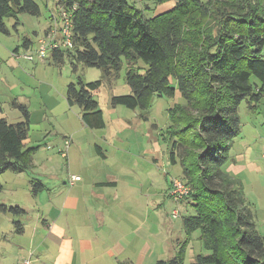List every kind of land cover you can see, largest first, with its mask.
<instances>
[{
    "label": "trees",
    "instance_id": "1",
    "mask_svg": "<svg viewBox=\"0 0 264 264\" xmlns=\"http://www.w3.org/2000/svg\"><path fill=\"white\" fill-rule=\"evenodd\" d=\"M170 1L173 7L157 12ZM152 5L146 4L153 11L149 18L135 0H58V10L72 15L75 46L54 52V60L63 62L68 55L103 71L101 80L71 83L67 102L81 108L89 128H105L95 95L103 80L117 78L124 62L130 93L114 95V107L148 111L155 98H173L178 91L185 103L169 109L161 137L170 144L171 164L180 159L183 180L191 187L185 200L195 215L184 218L186 243L200 231L208 252L192 264H264V236L241 181L222 170L241 135L240 106L246 102L252 111L264 106V0H152ZM19 14L37 17L41 9L35 0H0V32L8 33L6 20ZM139 62L146 65L143 72ZM13 107L22 112V121L9 122L0 103V174L28 170L36 151L26 146L29 108L16 100ZM0 211L9 209L0 206ZM18 229L21 234V225ZM185 252L182 247L156 264H185Z\"/></svg>",
    "mask_w": 264,
    "mask_h": 264
},
{
    "label": "rangeland",
    "instance_id": "2",
    "mask_svg": "<svg viewBox=\"0 0 264 264\" xmlns=\"http://www.w3.org/2000/svg\"><path fill=\"white\" fill-rule=\"evenodd\" d=\"M35 1L40 6V16L19 14L17 17L9 18L6 20L8 33L0 32V103L7 120L11 123L18 122L19 117L23 118L22 113L13 108L12 102L18 99L28 106L31 126L26 146L36 149L32 165L28 170L19 173L5 171L0 174V183L3 185L0 206H6L9 209L8 213L0 211V216H5L6 219L14 218L15 223L11 224L13 225L11 228L15 233L18 232L22 218L34 220L39 217L43 209L39 200L54 195L56 193L55 184H59L62 178L63 183L65 181L64 190H68L70 186L67 185L66 179L70 174H74V171L87 168L90 171L93 168L109 166L98 156L95 147L103 145L107 152L119 155L122 166L128 171L145 170L149 161L153 163L160 173V175H154V180L158 179V185L150 186L143 180L142 186H138L137 190H129L134 192L130 198L142 205L141 211L145 212L144 219L149 221L148 224L151 227L156 226L158 224L156 220L159 219L161 232H170L177 228L179 233L183 232L181 240L185 242L188 235L186 230L184 231V218L195 215V213L188 200L176 202L170 196L169 191L173 178L184 179L180 159L178 164H171L170 144L161 136L154 135L160 145L159 151H156V146L149 141L152 138L154 125L159 126L160 132L165 129L169 125V109L177 104H184L185 100L177 91L173 98H155L148 111L131 110L124 106H117L116 109L112 105V97L130 93V88L126 83L127 64L124 62L117 78L103 80L101 90L95 95L100 109L107 115V118L113 113L112 116L122 115L126 119L127 128L124 131L117 130L118 134L110 146L101 136L104 130H93L84 124L81 108L77 105L70 106L66 99V92L71 83L78 84L80 79L86 83L101 80L103 79L102 70L72 61L68 55L65 56L63 62H57L51 52L48 53L45 61L38 59L29 61L23 57H15L13 51L18 47L21 56L26 55L28 51L34 52L38 49V41L47 36L45 28L51 24L52 16L55 15L54 21L59 18L58 0ZM135 2L138 6L146 7V4H149L153 8L152 0H142V2L135 0ZM146 8V16L152 17L153 11ZM26 40L34 44V49H25L23 44ZM139 66L143 67L141 69L143 72L146 65L139 62ZM3 78L19 86L11 90L3 82ZM142 114L149 118V123L139 120ZM239 115L241 135L233 141L229 159L223 165L222 170L241 181L245 199L253 208L258 231L264 236V159L262 158L264 156V106L257 111H252L244 102L240 106ZM75 130L78 133L76 138L73 133ZM66 140L71 141L69 148H67ZM146 146L150 149L153 146V156L149 155ZM64 153L66 156L63 155ZM158 159L159 164L155 165ZM41 187L46 190L43 192ZM17 208L27 210V212L12 211ZM174 210H179L181 217L172 218L171 214ZM137 218L140 220L141 216L138 215ZM17 223L20 225L18 226ZM6 230L7 232L0 237L2 246L10 232L8 227ZM12 237L8 239L11 240ZM200 237V231H196L190 237L192 250H187L185 264H192L198 254L207 252ZM0 251L3 249L0 248ZM164 254L166 255L161 256L159 260L168 261L174 258L170 250ZM153 260L155 264L158 259L154 257Z\"/></svg>",
    "mask_w": 264,
    "mask_h": 264
},
{
    "label": "crops",
    "instance_id": "3",
    "mask_svg": "<svg viewBox=\"0 0 264 264\" xmlns=\"http://www.w3.org/2000/svg\"><path fill=\"white\" fill-rule=\"evenodd\" d=\"M174 4L170 1L159 7L157 12L170 9ZM54 16L51 24L45 28L46 33L55 23ZM26 41L29 43L24 46L25 49H34V44L30 40ZM13 53L15 57L16 54H20L19 47ZM3 82L11 90L19 86L4 78ZM2 115L7 118L4 110ZM112 115L113 113L107 118L104 113L106 125L105 128L99 129L104 130L101 136L110 146L118 134L117 130L124 131L127 128L124 116ZM23 119L19 117L17 121ZM139 120L149 123V118L143 114ZM159 130V126L154 125L153 133L151 131L152 138L149 140L153 146H156V151L160 149L156 139L162 136L164 129L161 132ZM73 133L76 138L78 133L76 130ZM155 134L157 137L154 136ZM153 146L151 149L146 146L150 156H153ZM95 147L98 156L109 166L93 168L90 171L87 170L88 168L74 171L70 176L80 175L82 179L71 186L70 176L67 177V185L70 186L68 190H64L65 181L63 183L62 178L59 184H55L54 195L39 200L43 208L39 217L34 220L22 218L21 234L15 233L11 228L13 226L11 224L15 223L14 218L6 219L5 216H0L2 231L0 237L7 232L6 227L10 230L3 246L0 240V248L3 249L0 251V264H21L22 260L30 256H32L31 264H154V257L158 262L169 250L173 252V257L182 247H185L186 255L187 250H192L191 240L186 243L188 238L186 237L185 242H182L183 232L179 233L177 228L170 232H161L159 219L156 220L158 224L151 227L149 221L144 219L145 212L141 211L142 205L130 198L134 195L132 191L142 186L143 180L147 185H158V179L154 180V175L160 173L153 163L149 161L145 170L131 172L122 166L118 154L107 152L103 145ZM262 158L264 159V156ZM158 164L159 159L155 162V165ZM154 169L157 171H153ZM42 189L43 192L46 190L44 187ZM192 210L194 212L193 208ZM147 212L150 214L149 211ZM138 215L141 216L140 220L137 218ZM11 236L14 238L8 239Z\"/></svg>",
    "mask_w": 264,
    "mask_h": 264
},
{
    "label": "built area",
    "instance_id": "4",
    "mask_svg": "<svg viewBox=\"0 0 264 264\" xmlns=\"http://www.w3.org/2000/svg\"><path fill=\"white\" fill-rule=\"evenodd\" d=\"M71 13H69L64 8L60 9L59 19L61 25L58 22L49 29L47 36L39 40V47L34 52L28 51L26 55L21 56L16 54V57H23L29 61H34L36 59L40 61H45L48 53H54L60 50H68L74 48V41L72 38V20ZM71 144L70 140H66L67 148ZM66 156V154H63ZM81 176L72 175L70 177L69 184L71 186L75 185L76 182L81 181ZM170 196L176 201L181 202L185 200L191 193V187L184 180L179 178H173L171 181V187L169 189ZM172 218L181 217V212L179 210H174L171 214ZM32 256L23 260L22 264H31Z\"/></svg>",
    "mask_w": 264,
    "mask_h": 264
},
{
    "label": "bare ground",
    "instance_id": "5",
    "mask_svg": "<svg viewBox=\"0 0 264 264\" xmlns=\"http://www.w3.org/2000/svg\"><path fill=\"white\" fill-rule=\"evenodd\" d=\"M59 12H60V10H59ZM58 20H59V22H58V25L60 26L61 25V23H60V19L58 18ZM55 22H57V20H55ZM46 36H44L43 38H45ZM42 39V38H41Z\"/></svg>",
    "mask_w": 264,
    "mask_h": 264
}]
</instances>
